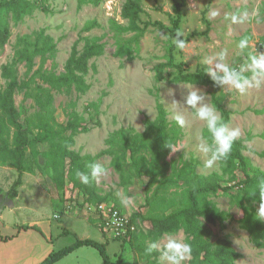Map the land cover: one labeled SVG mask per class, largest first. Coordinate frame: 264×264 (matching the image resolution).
I'll return each mask as SVG.
<instances>
[{"label":"rangeland","instance_id":"rangeland-1","mask_svg":"<svg viewBox=\"0 0 264 264\" xmlns=\"http://www.w3.org/2000/svg\"><path fill=\"white\" fill-rule=\"evenodd\" d=\"M31 1L34 3L33 9L19 21L14 19L12 13L0 14V22L7 23L11 30L5 50L0 54V91L7 85V80L2 75L3 66L14 59L19 36L29 34L31 35L29 41L32 44L38 43L39 46L42 43L38 38V32L44 30L45 35L53 37L57 44L56 51L50 55L44 67L58 74L65 71V64L72 47L80 36H88L90 43L103 44L104 53L91 59L90 64L94 65V69L91 68L88 74L83 75L86 84L90 86L85 91L79 90L74 84L67 91L59 93L49 89L50 86L37 77L38 83L45 89L40 96V90L34 83L30 91L18 92L15 99L22 113L21 119L39 111L41 106L38 99L43 100L48 93H51L52 108L58 122L66 123L75 117L74 113H77L81 124L87 125L90 129L88 132L75 136L76 142L73 149L82 154L94 155L110 147L107 139L115 130L132 126L136 131L143 132L145 117L155 119L157 116L156 94L158 93L168 111L169 127L178 132L177 142L187 146V158L183 149L175 153L171 152L167 158L170 165L163 167L165 176L162 178L157 175L158 180L152 184L149 183V176H138L131 164L123 166V176L111 165L109 155L102 156L98 162L106 167L107 174L100 178L97 185L103 193L110 194V200L121 201L125 213L146 212L149 208L147 198L153 194L158 185L161 192L169 198L183 200L187 184L179 180L173 170L182 167L184 163L195 164V170L200 175L220 172L219 163L209 169L203 168V161L195 151L197 133L206 134L203 122L195 120L192 110L183 104L179 106V110L185 114L189 126L182 129L173 119L171 100L173 98L183 100V95L187 92V89L179 86V82L174 81L176 69L166 68L159 73L152 68L168 58V49L173 43L169 30L149 27L136 39L135 31L120 32L115 29L113 21L128 25V21L121 16L126 0H104L98 5L81 4L80 0ZM176 1L182 0H141L143 12L138 21L139 25L144 26L146 21H162L170 25ZM41 5L47 9H42ZM182 9L184 17L180 29L189 39L186 49L183 52L175 49L174 54L177 61L187 63L189 71L203 70L200 64L202 56L213 54L221 48L229 49V62L235 61L234 66H238L242 58L236 56L235 46L245 35L251 37L252 44L257 50L264 51V21L229 25L225 19V13L243 9H257L264 17V0H184ZM209 9L219 10L220 15L214 20H209ZM93 20H96L98 25L88 32L83 31L86 23ZM229 27L232 29L231 35H227ZM122 43L130 46L135 55L134 59L130 60L127 56L117 55V49ZM86 44L85 40H80L79 49ZM40 62L41 59L38 56L34 70L38 68ZM17 67L18 75L24 79L25 63L18 62ZM161 81L164 83L160 84ZM181 84L201 89L205 93L206 102L212 105L211 96L215 91L214 85ZM169 89L174 90V97L169 95ZM218 94L232 112L230 124L242 129L243 138L248 134L252 136V139L246 142L245 154L250 157L254 166L264 171V158L259 155L264 150V137H262L264 85L249 89L244 94L222 89ZM29 136L31 137L32 134ZM249 144L251 150L248 149ZM36 148L43 152L49 148V144L38 143ZM142 151L140 149V152ZM144 153L151 157L149 151ZM27 160L33 168L32 172L21 173L11 165H0V211H3V216L0 217V230L3 234L14 232L16 227L23 223L38 224L46 229H48V223H51L52 228L58 226L57 231L62 232L53 244L59 250L72 244L76 240V235L83 238L88 235L90 238L100 240L99 237L104 233L106 240H109L107 251L111 259L117 260L120 256L119 264H134L135 261L138 264H153L147 259L140 258V254L133 246L135 244L133 240L111 238L110 234H106L96 222L91 220L85 208L87 204L83 203V193L75 188L72 182L67 180L60 197L56 192H52V179L48 175L45 158L41 153L34 158L29 149ZM240 176L244 178L243 173H240ZM19 177L21 183L17 186L18 195L13 197L8 192ZM237 191L239 187L232 189V192ZM124 199L129 200L130 203L124 204L122 202ZM206 199L214 201L219 208H224L221 209L223 211L227 212L231 209L232 197L221 190L207 195ZM91 205L94 204L91 203ZM258 207L257 205V209ZM235 214L241 216L239 210ZM225 224V228L219 224H209V227L213 230L215 237L228 236L234 248L242 254L236 264H264V249L252 241L250 233L236 220H228ZM174 235L184 239L187 237L183 230ZM43 251V248L37 247L35 259H38L37 255H42ZM190 260L186 264H190ZM52 264H105V262L96 247L87 245L81 246Z\"/></svg>","mask_w":264,"mask_h":264},{"label":"trees","instance_id":"trees-1","mask_svg":"<svg viewBox=\"0 0 264 264\" xmlns=\"http://www.w3.org/2000/svg\"><path fill=\"white\" fill-rule=\"evenodd\" d=\"M103 1L80 0L81 4L94 5ZM33 5L31 0H0V14L2 12L12 13L14 19L19 21L33 9ZM183 5L184 0L175 2L170 25L162 21H146L144 26H140L138 21L143 12L141 0H126L121 16L128 21V25L113 21V27L120 32H137L136 39L149 27L169 30L170 36L174 37L177 29H180L184 17ZM40 7L44 10L47 9L43 5ZM97 25L96 20L89 21L83 31L88 32ZM10 36L9 25L0 22V54L5 50ZM30 37L29 34L19 36L14 59L5 64L2 69V75L7 80V85L0 91V165H11L21 173L32 172L33 168L27 160L28 150L31 149V155L34 158H37L41 153L45 158L48 175L52 179L51 191L56 192L60 197L62 190L66 187L67 180H69L75 188L83 193L85 205L112 201L109 199L110 194L103 193L95 180L85 185L75 175L77 170L87 172L86 164L90 161L98 162L102 156L109 155L111 165L123 176V166L129 163L138 176H149L151 184L158 180L157 175L163 178L165 176L163 167L170 165L167 158L171 154V150L166 144L169 141L177 143L178 132L169 127L168 111L158 93L156 94L157 116L155 119L145 117L143 132L136 131L132 126L115 130L107 139L110 147L104 152L94 155L82 154L73 149L76 142L75 136L88 132L90 129L87 125L81 124L80 116L77 113H74L75 117L66 123L58 122L52 108L53 96L51 93H48L43 100L38 99L41 106L39 111L21 119L22 113L19 111L15 99L18 92L30 91L32 83H34L40 90V96L45 89L38 83L37 77L43 83L48 84L49 89H54L59 93L67 91L74 84L79 90L85 91L90 86L86 84L83 75L88 74L91 68L94 69V65L90 64L91 59L104 53L103 44L90 43L88 36H80L72 47L65 64V71L58 74L44 67L50 55L56 51L57 44L53 37L45 35L44 30L38 32L41 46L38 43L32 44L29 41ZM80 40L87 42L82 49L78 47ZM175 49V45L172 43L168 49L167 60L155 64L152 68L159 73H162L166 68L176 69L174 81L179 83L214 85L202 69L189 71L185 61H177L174 54ZM133 53L130 46L124 43L120 44L117 49V55L127 56L130 60L135 57ZM38 56L41 62L34 70ZM18 62L25 63L24 79L18 75ZM219 91L220 88L215 86V91L211 96L212 105L221 113L223 119L230 123L232 112L224 104L221 95L218 94ZM69 132L70 134H68ZM29 134L32 136L30 137ZM262 137H264V132ZM251 139L252 136L248 134L236 142L229 159L219 163L220 172L200 175L196 172L195 164L192 162H186L182 167L175 168L173 172L177 174L178 179L187 184L183 200L169 198L161 192L158 185L153 194L147 198L148 210L131 214L128 234L121 239L124 241L133 240L135 242L133 246L140 254V258L157 264L158 253L145 254L148 244L153 240L160 239L165 234H177L183 230L187 235L186 240L192 246L190 264H236L242 254L234 248L228 236L215 237L213 230L209 227V224H219L225 228V223L228 220H236L242 228L250 233L252 241L264 249V221L255 217L257 205L259 206L258 192L256 196H251L246 191L255 187L259 178H264V171L254 166L250 157L245 154L246 142ZM38 143H48L49 148L41 152L36 148ZM140 149L143 151L140 152ZM146 151L150 152L151 157L144 153ZM259 155L264 158V150ZM240 173H243L244 178H241ZM20 183L21 178L19 177L9 190L8 193L13 197L18 195L17 186ZM235 187H239V191L232 192ZM219 190L232 197V206L227 212L218 206L217 209L214 201L211 200L215 204L206 199L207 195ZM202 196L204 197L202 198ZM114 204L120 210H124L121 201L115 200ZM238 210L241 212V216L235 214ZM90 218L99 225L97 220ZM19 229H35L43 233L38 225H22ZM64 233L66 234V232ZM0 237L3 241H8L15 235L4 237L0 232ZM108 244L109 240L99 242L91 238L81 239L76 235V240L72 244L50 253L39 264H52L75 249L87 245L98 249L105 264H119L120 256L117 260H112L107 251ZM134 264H138V262L135 261Z\"/></svg>","mask_w":264,"mask_h":264},{"label":"clouds","instance_id":"clouds-1","mask_svg":"<svg viewBox=\"0 0 264 264\" xmlns=\"http://www.w3.org/2000/svg\"><path fill=\"white\" fill-rule=\"evenodd\" d=\"M219 15L220 12L217 9H209L208 11L209 20H214ZM225 19L229 25L264 21V17L257 9H243L225 13ZM231 34L232 29L229 27L227 35ZM172 42L178 52H183L187 47L188 37L183 30L177 29ZM235 47L237 49L236 56L242 58V62L238 66H234L235 61L229 62L228 48H221L213 54L202 56L200 64L203 67V73L207 74L214 86L224 91L244 94L249 89L264 85V51L257 50L252 44L251 37L247 35L241 37ZM162 83L164 82L161 81L160 84ZM178 84L187 89V92L183 95V100L175 98L171 100L173 119L182 129L189 126L185 114L179 110V106L183 104L192 110L195 120L203 122L207 135L197 133L195 144V151L203 161V168L209 169L218 163L226 162L233 151V146L242 139V129L226 122L217 108L206 102L205 93L201 89L196 86ZM168 91L170 96H175L173 89ZM166 146L173 153L183 149L187 158L186 145L179 142L174 144L169 141ZM248 149L251 150L250 144ZM85 167L87 172L77 170L75 173L80 182L85 185L92 180L99 183L100 178L107 174L106 167L99 162L90 161ZM246 191L251 196H256L258 192L259 207L255 217L264 221V178H259L255 187ZM122 202L126 205L130 203L127 199L122 200ZM215 206L218 209L216 204ZM152 253H158L157 264H186L191 259L192 246L179 235L165 234L160 239L153 240L148 244L145 254L150 255Z\"/></svg>","mask_w":264,"mask_h":264},{"label":"crops","instance_id":"crops-1","mask_svg":"<svg viewBox=\"0 0 264 264\" xmlns=\"http://www.w3.org/2000/svg\"><path fill=\"white\" fill-rule=\"evenodd\" d=\"M2 216H3V211H0V217ZM22 225L32 226L38 224H34V223L20 224L18 225V227H16L15 231L10 234H3L2 231L0 230L1 235L4 237L15 235V237H13L8 241H3L0 237V264H39V262L41 263L45 257L50 255V253L57 251L56 247L53 245L54 240L59 235L62 234L60 230L57 231L58 226H54L52 228L51 223H48V229H46L38 225L43 231V233L38 231L39 233L38 234L37 230L35 229H28V230L19 229V227ZM62 226L66 227L65 225ZM79 238L86 239L90 237L87 235V237L84 238L79 237ZM99 238L100 240L97 241L106 242V236L104 235V233ZM37 247L43 248L44 253L42 255L38 254L37 255L39 256L38 259H35L34 255L36 256L37 254V253L35 254ZM126 254L127 252L125 251V255Z\"/></svg>","mask_w":264,"mask_h":264},{"label":"built area","instance_id":"built-area-1","mask_svg":"<svg viewBox=\"0 0 264 264\" xmlns=\"http://www.w3.org/2000/svg\"><path fill=\"white\" fill-rule=\"evenodd\" d=\"M85 208L89 216L98 221L100 228L110 234L109 237L118 239L127 236L131 214L117 208L114 202L87 204Z\"/></svg>","mask_w":264,"mask_h":264}]
</instances>
